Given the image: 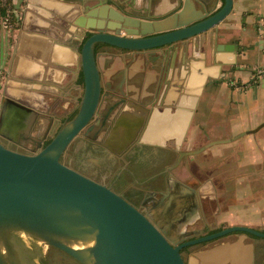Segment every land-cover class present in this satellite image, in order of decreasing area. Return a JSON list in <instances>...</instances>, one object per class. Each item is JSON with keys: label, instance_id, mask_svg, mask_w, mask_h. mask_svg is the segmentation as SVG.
<instances>
[{"label": "water", "instance_id": "water-1", "mask_svg": "<svg viewBox=\"0 0 264 264\" xmlns=\"http://www.w3.org/2000/svg\"><path fill=\"white\" fill-rule=\"evenodd\" d=\"M215 3L216 0H178L170 11L146 17L127 12L112 0H25L16 51L21 53L25 44L44 47L49 40L40 55L37 48L27 55L40 62L47 61L48 55L61 63L64 50L58 44L65 42L78 55L83 89L75 114L63 120L45 144L23 152L0 140V264H52L42 245L55 246L81 264H188L180 252L187 244L233 231L264 237L262 230L231 224L179 243L188 233L184 231L183 218L194 209L190 187L180 183L177 190L163 193L142 211L105 183L60 160L70 141L90 129L98 113L104 91L99 50L102 48L100 52L104 53L107 46L114 47L120 58L125 52H140L144 61H149L155 50L165 48L170 52L168 59L172 58L174 49L198 42L202 33L215 28L232 11L233 0H222L219 7H214ZM29 15L33 19L26 25ZM34 37H38L37 43ZM217 48L240 49L234 43H219ZM15 57L10 73L17 78L6 81L1 100L0 134L5 136L2 122L8 128L24 116L36 115V109L17 95L25 93L23 86H29L18 78L30 76L12 71ZM204 84L188 85L183 91L192 93V100L182 99V94L177 101L180 106H188L185 126ZM119 92L124 93L123 89ZM186 195L191 201L185 199Z\"/></svg>", "mask_w": 264, "mask_h": 264}, {"label": "crops", "instance_id": "crops-1", "mask_svg": "<svg viewBox=\"0 0 264 264\" xmlns=\"http://www.w3.org/2000/svg\"><path fill=\"white\" fill-rule=\"evenodd\" d=\"M11 1L16 3L17 0ZM21 1L20 22L13 34L5 84L7 80L17 78L10 73V65L17 54L12 71L30 76L28 79L18 78L28 82L29 86H23L25 93L17 95L37 109L45 102L44 91H49L54 100L52 107L60 117L77 107L82 93L78 55L65 42L58 44V48L64 50L61 63L48 55L47 61L43 62L27 55L35 48L40 55L50 44L49 40L45 45L41 44L44 47L25 44L21 53L17 52L25 7V0ZM112 1L127 12L146 17L162 15L178 4V0ZM221 4L222 0H216L214 7ZM30 11L40 16L34 9ZM32 19L29 15L26 25H30ZM3 31H6L4 27L0 34H5ZM37 38L32 39L36 41L34 43ZM219 43H234L240 49H219ZM105 49L104 53L100 52L102 48L98 52L102 89L106 92V95L102 94L101 106L110 102L114 112L125 113L126 122L140 120L146 123L151 131L146 137L154 140L158 138L153 136L154 130H167L163 139L176 137L182 142L187 138L186 143L191 145L210 141L200 157L202 164L211 166L217 177L232 181L229 191L219 192L222 201L227 200V206L218 213V222L244 224L264 231V0H233L232 11L215 28L202 33L198 42L192 41L174 49L169 59L170 52L165 48L155 50L149 61H144L140 52H125L120 58L116 48L107 46ZM50 61H53L51 66ZM219 68L225 72L218 71ZM200 82L205 84L197 94L194 112L185 126L188 106H180L177 101L182 94L186 96L182 99L191 101L194 95L183 89ZM119 89H123L125 100L119 98L122 95ZM43 104L48 105V102ZM147 113H151L148 118L145 117ZM190 262L264 264V237L245 233L227 235L191 257Z\"/></svg>", "mask_w": 264, "mask_h": 264}, {"label": "flooded vegetation", "instance_id": "flooded-vegetation-1", "mask_svg": "<svg viewBox=\"0 0 264 264\" xmlns=\"http://www.w3.org/2000/svg\"><path fill=\"white\" fill-rule=\"evenodd\" d=\"M44 92L43 100L48 102V105L42 102L36 109L34 118L24 116L23 119L12 122L8 128L2 122L1 129L6 136L0 134V140L6 146L23 152H31L38 148L39 143L43 145L48 142L61 122L75 114L76 107L59 117L55 108L52 107L53 97L49 91ZM111 92L108 91L109 94H112ZM104 93L106 95V92ZM124 95H120L119 98L125 100ZM111 107L110 102L105 107L100 104L98 113L92 120V127L76 135L77 140L75 136L70 141L72 150L67 160L64 161L61 157L68 146L65 148L60 156L62 162L105 183L142 211H146L147 206H152L156 199L162 197L163 193L172 189L177 190L176 187L180 183L190 187L193 190L194 209L191 208L192 210L183 218L184 231L188 233L179 239V243L231 225L222 221L218 222V213L227 206L224 204L222 207L223 197L219 195V192L229 191L232 181L227 177H217L211 166L202 164L200 157L207 148V143L191 145L186 143L187 138L182 142H179L176 137L163 139V136L167 135V130H154L153 136L158 138L151 139L146 137V134H151L146 123L140 120L128 123L125 113H116ZM150 115L151 113H147L145 117L148 118ZM202 146L206 147L195 153L189 152L198 150ZM185 199L188 202L191 201L188 195ZM234 233L257 236L248 232L233 231L187 244L180 248V252L184 260L191 264V257L211 247L219 239ZM48 246L52 251V256L46 254L45 256L52 264H56L57 258L59 262L65 264L67 257L81 264L63 250Z\"/></svg>", "mask_w": 264, "mask_h": 264}, {"label": "rangeland", "instance_id": "rangeland-1", "mask_svg": "<svg viewBox=\"0 0 264 264\" xmlns=\"http://www.w3.org/2000/svg\"><path fill=\"white\" fill-rule=\"evenodd\" d=\"M5 2L9 3L7 6H9L10 9L14 13L11 14L10 27L9 28L4 27V29L6 31L5 32L3 31V32L5 34H0L1 35L0 36V109H1V100H2V97L4 94V87L6 85L5 84V77H6V73H7V69H8V61L10 59L13 44H14L13 34H14L15 29L18 27L19 22H20V21H18V15H20L21 10H22V6H20V4L23 5L21 0H17L16 3L11 1V0H6ZM1 22H2V15L0 18V27L3 28L1 26V24H2ZM1 28H0V30H1ZM253 63L254 62H252V61L250 62V64L252 66H253ZM77 139H78V136H76V140ZM71 150H72V148H71V145L69 144L66 152L63 154L61 159L66 161L68 158V155H70L69 153ZM226 201L225 200L223 201L222 207L224 206V204H227ZM42 247L44 249V253L47 256H52V251L48 245H42ZM58 259L59 258H57V260H55L56 264H64V262H59ZM65 260H66L65 264H68V263L77 264L74 260H72V258L70 259V257H67Z\"/></svg>", "mask_w": 264, "mask_h": 264}, {"label": "built area", "instance_id": "built-area-1", "mask_svg": "<svg viewBox=\"0 0 264 264\" xmlns=\"http://www.w3.org/2000/svg\"><path fill=\"white\" fill-rule=\"evenodd\" d=\"M6 0H0V6H2L5 3ZM10 19H11V13L10 10H6L4 14H2V26L5 28L10 27Z\"/></svg>", "mask_w": 264, "mask_h": 264}, {"label": "trees", "instance_id": "trees-1", "mask_svg": "<svg viewBox=\"0 0 264 264\" xmlns=\"http://www.w3.org/2000/svg\"><path fill=\"white\" fill-rule=\"evenodd\" d=\"M9 3L5 2L2 6H0V14H4L6 12V10H10V13H14L9 6H7Z\"/></svg>", "mask_w": 264, "mask_h": 264}]
</instances>
